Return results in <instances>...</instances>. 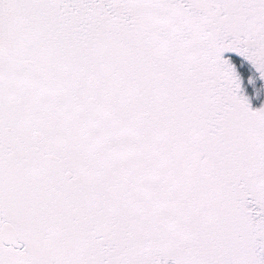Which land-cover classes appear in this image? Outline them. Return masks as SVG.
<instances>
[{"label": "snow or ice", "instance_id": "6c2138e0", "mask_svg": "<svg viewBox=\"0 0 264 264\" xmlns=\"http://www.w3.org/2000/svg\"><path fill=\"white\" fill-rule=\"evenodd\" d=\"M0 264H264V0H0Z\"/></svg>", "mask_w": 264, "mask_h": 264}]
</instances>
